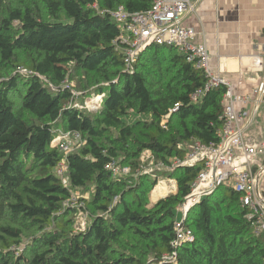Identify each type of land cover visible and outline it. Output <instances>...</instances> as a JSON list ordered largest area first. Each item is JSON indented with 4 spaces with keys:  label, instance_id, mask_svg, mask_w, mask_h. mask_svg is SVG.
Instances as JSON below:
<instances>
[{
    "label": "trees",
    "instance_id": "obj_1",
    "mask_svg": "<svg viewBox=\"0 0 264 264\" xmlns=\"http://www.w3.org/2000/svg\"><path fill=\"white\" fill-rule=\"evenodd\" d=\"M153 4L0 0V264H158L175 251L177 208L203 164L179 167L170 176L177 193L155 205L156 179L115 177L109 167L134 174L147 151L170 164L185 159L193 140L218 144L227 88H210L194 102L207 87L205 71L164 45L150 46L135 71L126 70V45L110 13ZM68 81L84 96L93 88L103 95L100 108H74ZM133 116L144 119L131 123ZM59 132L80 134L84 145L66 156L52 144ZM65 158L68 187L56 173ZM73 192L89 196L81 199L89 213L81 232L74 231L79 210L68 204ZM248 213L240 193L219 188L190 210L195 241L178 249L176 264H264V235Z\"/></svg>",
    "mask_w": 264,
    "mask_h": 264
},
{
    "label": "built area",
    "instance_id": "obj_2",
    "mask_svg": "<svg viewBox=\"0 0 264 264\" xmlns=\"http://www.w3.org/2000/svg\"><path fill=\"white\" fill-rule=\"evenodd\" d=\"M199 1L201 0H154L152 9L146 12L131 13L121 7L110 13L121 30L120 41L126 45L122 50L127 71H135L140 56L150 46L164 45L178 49L188 62L205 71L208 78L207 87L193 94L194 102H197L210 88L218 85L227 88L224 97L225 124L220 132V142L205 146L193 140L190 152L184 160H174L170 164L157 162L159 169L168 172L179 167L203 164V170L193 183L190 194L185 198L184 208L179 211L180 216L175 222L173 241L175 251L166 255L158 264L177 263L178 249L195 241L193 230L186 225L188 213L223 186H229L240 193L241 203L249 212L248 221L257 235H264V133L255 131L257 117L264 104V81L252 93L243 95L236 93L227 80L213 73L207 43L196 41L198 31L192 26L185 25L187 16L195 13ZM258 61L257 58V63ZM73 93L74 96L79 94L75 95L74 90ZM248 105H253L254 110L248 111L246 109ZM75 108L83 110L85 107L76 105ZM177 109L175 108L171 113L177 112ZM162 127L167 129L165 120L162 122ZM52 144L60 146L67 156L77 147L84 145V140L78 133L59 132ZM146 160L155 161L149 151L141 155L140 161ZM68 169L65 158L57 167V176L66 187L69 186ZM109 169L115 177L132 173L130 168H122L116 163H113ZM173 186L172 192L177 191L175 180ZM72 196L68 204L80 209L84 217H89L85 202L81 201L82 196L80 197L77 192H73Z\"/></svg>",
    "mask_w": 264,
    "mask_h": 264
},
{
    "label": "crops",
    "instance_id": "obj_3",
    "mask_svg": "<svg viewBox=\"0 0 264 264\" xmlns=\"http://www.w3.org/2000/svg\"><path fill=\"white\" fill-rule=\"evenodd\" d=\"M185 25L198 31L196 41L207 43L213 73L236 93L250 94L264 81V0H201ZM255 131L264 133V104Z\"/></svg>",
    "mask_w": 264,
    "mask_h": 264
},
{
    "label": "rangeland",
    "instance_id": "obj_4",
    "mask_svg": "<svg viewBox=\"0 0 264 264\" xmlns=\"http://www.w3.org/2000/svg\"><path fill=\"white\" fill-rule=\"evenodd\" d=\"M13 1H16V0H13ZM18 71L21 74H28L29 73V72L25 71V69H18ZM64 87L66 89L73 88L74 92H75V95L77 93H79L76 90L75 82L72 83V82L68 81V83ZM82 94L83 93H79L78 96H76V100L73 103L74 108H75L76 105H79L81 107L82 106L85 107L83 109L84 111H91V112H95V111H97L100 108V106L102 104V101H103L102 100L103 99V95H98V93H96V90L94 88L90 92H88L86 94L87 96H84ZM17 103H18V101H17ZM89 108H92V109H89ZM139 119H144V118L142 116H138V117L133 116V117H131V119L129 121L132 123V122H136V120H139ZM152 162H154V164H152ZM141 163H142V170H139L137 173H134V174L130 173V175L134 176L135 178H138L139 175H147L149 177H152L153 179H156L157 185L155 186V188L152 190V192L150 194V201H151L152 205H155L158 202H160L161 200H163V199H165V198L177 193V191L172 192V190H171V188L172 189L174 188V186L172 187V183L175 180V178L170 177L172 174L174 175L176 173L177 169H174L172 172L165 171L164 169H159V166H157V162L154 161V160H149V161L146 160L145 162H141ZM122 168H129V167H122ZM56 173H57V169H56ZM130 175H127V176H130ZM162 184L166 185V186L165 187H160V185H162ZM164 189H167V190H164ZM168 191H169V193H168ZM77 194L80 197L82 196V197H84L86 199H89L88 195H84L81 192H77ZM152 195H155L156 197L155 196L154 197L156 199L158 197L159 200L154 201ZM183 204L180 205L177 208L178 213H179V211L181 212V210L184 208ZM77 210H79V211H77L76 216L74 217L75 222H76L75 225H74V231L75 232H81L87 227L88 221H89V217H86V216L84 217V215L80 211V209L77 208ZM188 216H189V213H188ZM26 239H29V238H27V237L25 238V244L28 243V240H26ZM25 248L26 247H24V245H23L21 247L20 251L23 252ZM153 263H154L153 259L151 258L147 264H153Z\"/></svg>",
    "mask_w": 264,
    "mask_h": 264
},
{
    "label": "bare ground",
    "instance_id": "obj_5",
    "mask_svg": "<svg viewBox=\"0 0 264 264\" xmlns=\"http://www.w3.org/2000/svg\"><path fill=\"white\" fill-rule=\"evenodd\" d=\"M165 186H166V185H163V184H162V185H160V187H165ZM164 190H167V189H164ZM163 194H164V193H163ZM163 194H162V195H163Z\"/></svg>",
    "mask_w": 264,
    "mask_h": 264
}]
</instances>
